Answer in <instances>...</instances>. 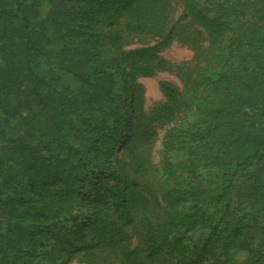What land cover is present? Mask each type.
<instances>
[{
    "label": "trees",
    "instance_id": "trees-1",
    "mask_svg": "<svg viewBox=\"0 0 264 264\" xmlns=\"http://www.w3.org/2000/svg\"><path fill=\"white\" fill-rule=\"evenodd\" d=\"M72 263L264 264V0H0V264Z\"/></svg>",
    "mask_w": 264,
    "mask_h": 264
},
{
    "label": "rangeland",
    "instance_id": "rangeland-1",
    "mask_svg": "<svg viewBox=\"0 0 264 264\" xmlns=\"http://www.w3.org/2000/svg\"><path fill=\"white\" fill-rule=\"evenodd\" d=\"M164 56L168 60L180 64L190 61L193 58V52L191 51V49L187 48L186 45L174 43L169 49H167L164 52ZM165 81L171 82L178 86L180 85L179 79L175 73L171 74L168 72H163L157 74L152 78L141 79V83L144 85L146 89V108L152 107L153 105L159 103L162 100L163 95L160 90V85L162 82ZM158 132H159V136H162L164 134V128L162 127L159 128ZM156 150L154 155L152 156V167H159L160 165ZM134 240L135 243L136 241H139L138 236L137 237L135 236ZM72 264H79V263H72Z\"/></svg>",
    "mask_w": 264,
    "mask_h": 264
}]
</instances>
